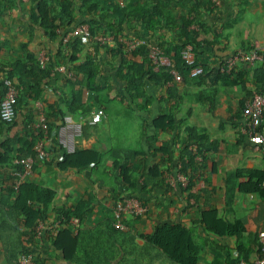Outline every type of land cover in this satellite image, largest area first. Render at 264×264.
<instances>
[{
    "label": "crops",
    "instance_id": "1",
    "mask_svg": "<svg viewBox=\"0 0 264 264\" xmlns=\"http://www.w3.org/2000/svg\"><path fill=\"white\" fill-rule=\"evenodd\" d=\"M34 7L37 5L33 0H0V80L4 82L0 86V103L5 94L7 71L15 64H20L19 68L24 71L23 64L30 53L39 59L42 54L48 56L55 46L47 40L40 23L33 22ZM193 7L198 10L199 31H204L199 40L205 45L207 56L213 60L224 58L222 62H228L237 52L255 50L260 57L253 62H244L251 66L264 64V0H222L213 11L205 8L204 0H190L184 5L178 3L175 12L179 24V15L195 14L191 10ZM202 24L205 25L203 29ZM139 28L142 29L140 25ZM191 28L198 30L194 26ZM163 33L171 31L164 28L158 31L159 37L164 36ZM94 47L87 42L72 62L61 58L63 62L56 64L51 79L39 78L42 94L38 95L34 90L29 94L22 88L17 126L9 128L0 118V143L9 140L16 148L20 147L17 137L23 122L32 120L37 125L51 123V133H57L58 142L67 152L96 148L102 156L96 165L64 170L57 164L34 160L36 169L27 179L54 188L57 196L35 235L28 236L31 231L22 227V223L13 233L12 228H0V264H20L22 240L34 256V264H164L167 254L149 243L146 237L158 224L167 221L180 222L192 230L201 246L199 264H238L241 260L254 263L262 253L259 232L264 229V186L256 192L241 188L257 181L264 172V152L257 149L246 132L248 117L243 112V107L256 92L254 77L251 75L247 85L234 87H224L222 81L204 84L208 90L206 95L201 94L203 87L178 83L179 140L174 147L176 131L159 134L154 123L162 108L170 104L161 88L147 83L148 95L155 96L149 111L139 119L132 114L125 116L121 101L127 95V84L117 75L120 58L111 59L107 52L99 50L95 62L99 77L95 79L102 85L109 79L111 86L99 91L86 88L85 75L80 70L85 66V57L95 51ZM221 70L224 72L223 68ZM26 80L36 85L33 78L27 77ZM214 88L220 100L212 107L209 97L205 96L207 93L211 95L210 90ZM160 98L162 101L157 100ZM70 100L74 102L72 106L81 112L70 113ZM101 101L109 105V109ZM99 104L103 108H99ZM125 105L127 107L128 102ZM100 109L105 112L101 121L90 123L94 112ZM61 112L65 113L64 117ZM67 117L70 122H66ZM187 128H194L193 138L206 139L208 149L205 153L195 155L197 144L189 139ZM132 131L136 132L133 136ZM260 131L264 135V120ZM158 135L159 139L154 140L153 137ZM117 139L122 140L120 147L112 144ZM134 142L138 144L136 149ZM165 142H172L168 152L157 151L166 145ZM182 153L187 159H198V165L201 163L200 174L194 177L189 191L183 189L188 180L179 172ZM154 162L160 164L161 175L156 178V184L152 182L145 187L142 185L143 176L151 175L149 167ZM127 166L135 178L130 185L122 183L123 170ZM133 181H136L135 186L131 183ZM128 200H137L146 210L140 215L129 213L123 217V227H115L117 204ZM79 203L87 207L86 217H73L67 225L75 233H80L79 247L68 260L64 249L55 243L57 228L65 227L55 209L71 208ZM207 210L216 211L215 218H211L212 228L202 223L201 213ZM11 220L16 223L19 219ZM9 251H14L15 259L9 256Z\"/></svg>",
    "mask_w": 264,
    "mask_h": 264
},
{
    "label": "trees",
    "instance_id": "2",
    "mask_svg": "<svg viewBox=\"0 0 264 264\" xmlns=\"http://www.w3.org/2000/svg\"><path fill=\"white\" fill-rule=\"evenodd\" d=\"M33 1L37 5L32 10L33 22L40 23L45 31L47 40L55 46L52 49L50 47L51 50L44 65L41 64L36 54L30 53L27 56V62L23 64L24 71L19 68L20 64H15L11 70L7 71V78L11 79L16 87L19 88L14 120L6 122L1 119L9 128L18 125L17 112L22 100V88L29 94L32 90L37 92L38 95L42 94L39 78L41 77L44 80L51 79L52 73L56 71V64L60 65L63 62L61 58L65 62H72L78 57L80 48L82 50L83 47L87 46V42L95 46V51L93 53L90 51L89 55L85 57V66L80 70L85 75L86 88L89 91H99L106 86H111L108 84L109 79L106 80L104 85L98 83L95 79V77H99L98 67L95 64L99 50L102 49L107 52L111 59L120 58L117 75L120 80L125 81L127 84V95L121 101L125 116L132 114L134 118L139 119L144 117L143 113L149 111L150 104L155 100L153 99L155 96L148 95L145 89L147 83L161 88L160 91L166 94L165 100L170 101V104L162 108V111L154 118V123L159 134H171L176 131L173 143L171 142L174 147H176L177 140H179V135L177 134V101L180 98L179 84L184 82V84L189 85L191 83V85L204 88V84L213 85L222 81L224 87H234L247 85L252 75L254 77L253 84L257 87L255 94H264L263 63L258 66H251L249 63L239 61L231 67L228 63L229 61L222 62L224 58L219 57L218 60H213L212 57L207 56V49L203 42L199 40V36L204 31H199L201 29L200 24L197 25L198 21H196V17L199 16L197 15L198 10H195L194 7L191 9L192 13H195L194 15L191 13L179 15L178 19L181 20V23L177 22V12H175L177 11V4H188L190 0H179L178 3L177 0ZM204 4L205 8L210 11L216 8L213 0H204ZM189 15L191 16L189 17ZM80 24L89 26L88 35L71 37L66 45H63V40L69 33L68 31L74 30ZM193 24L198 27V30L191 28ZM139 25L142 28L141 30ZM201 27L203 29L205 25L202 24ZM164 28L169 29L171 33H163L162 35L164 36L159 37L158 31ZM99 36L112 39L102 43L97 39ZM138 40H144L145 43L137 45L134 49H129V43ZM24 46L27 47V45ZM153 47H158L159 52L168 57L172 65L160 66L157 69V63L150 56ZM188 48L192 49L195 56L193 64L188 63L183 58V52ZM198 66L203 68V72L197 76H191L192 69ZM78 67L80 68V66ZM221 68L224 69V72ZM172 69H176L182 75L183 79L181 82L173 83ZM27 77L33 78L36 85L34 86L27 81ZM3 83L0 80V86ZM6 89L7 87H5L4 93ZM202 90L201 94L206 95L205 93L208 90L205 88ZM210 92L211 95L207 93L208 96L205 97H209L208 100L214 107L220 100L217 96L218 91L214 88ZM157 100L162 101V98ZM101 102L105 108L109 109V105L103 103V101ZM126 102H128L127 107L125 105ZM73 103V100L68 103L70 113L81 112L80 109L77 110L72 106ZM101 104L98 105L99 108H103ZM110 109L112 110L113 108ZM121 109L119 110L121 111ZM61 115L64 117L65 113L61 112ZM45 124H47L48 128H43V123L37 125L32 120L24 121L20 135L17 137V143L20 144L18 148L9 140L0 143V228H12L10 229L12 233L14 228L11 219L18 218L19 220L16 221V224L19 223L18 226H20L22 223V227L24 226L31 231L28 236L35 235L40 222L48 217L49 209L57 196L54 188L27 179V176L25 178L21 177L25 172V165L22 161L24 158H33V169H36V159L49 165L57 164L63 170L83 168L101 161V151L96 148L80 149L73 153L67 152L58 142L57 133H51V126L49 128L51 123L49 125L48 123ZM262 124L258 131H260ZM187 131L189 139H193L197 144V149L194 150L195 155L205 153L206 149H208L207 142H205L206 139L204 137L193 138L192 132L194 128H187ZM153 139L157 141L159 135L154 136ZM39 141L44 142L45 156H41L36 150ZM171 143L167 144L165 142L164 144L166 145L157 151H162L163 149L165 150L164 153H167V148H169ZM187 150L190 153L192 152L189 147ZM185 152L187 153V151ZM59 153L63 154L60 155ZM156 153L155 150L154 154ZM198 163L199 161L195 157L187 159L185 154H181L179 172L188 180L184 186L182 185L186 191L192 188L195 181H193L194 177L200 174L199 165L201 163L199 165ZM149 168L151 175H145L142 179V185L145 187L152 182L156 184V178L161 175L158 162L152 163ZM130 170L129 166L123 170L124 181L122 180V183L124 185H130L129 182L135 180L130 175ZM263 180L264 172L258 176L257 181L246 183L241 188L247 192H256L264 186L262 185ZM131 183L135 186L136 181ZM86 209L87 207L80 203L71 208L62 207L55 209V213H58L56 215L58 219L65 223L64 228L59 230L57 228L55 243L64 249L68 260L72 259L80 244V233H75L73 229L69 228V222L73 217H79L80 219L86 217ZM215 213V210H207L201 213L202 223L207 228L213 227L211 226V218H215ZM146 239L149 243H153L165 251L168 258L177 262V264H199L201 246L195 239L192 230L180 222H162L156 226L153 233L147 235ZM13 253L14 251L8 252L12 258H14ZM20 253L22 255L31 253L23 240ZM230 264H237V262Z\"/></svg>",
    "mask_w": 264,
    "mask_h": 264
},
{
    "label": "built area",
    "instance_id": "3",
    "mask_svg": "<svg viewBox=\"0 0 264 264\" xmlns=\"http://www.w3.org/2000/svg\"><path fill=\"white\" fill-rule=\"evenodd\" d=\"M216 4V7L221 4L222 0H213ZM195 28H198L197 26L193 25ZM89 33V26L87 24H80L77 26L74 30L69 32L66 37L63 40V45H66L68 40L71 37H82L84 35H88ZM99 41L106 42L107 40L110 41L112 38L110 37H103L99 36L97 37ZM144 40H138L134 42H130L129 49H134L139 44H144ZM45 54H42L39 57V60L41 64L44 65L45 61L47 60V56H44ZM151 57L154 58L155 62L157 63V69H159L160 66H170L172 65L171 60L162 55L161 52H159L158 47H153L151 49ZM260 56H258V52L253 50L251 53L247 52H237L236 55L232 57V59L228 62L231 67L234 66L239 61H250L253 62L256 59H258ZM183 58L190 64L194 63L195 56L192 52L191 48H188L183 52ZM264 58V56H262ZM64 68H60V70H63ZM203 72L202 67H194L191 71V74L196 76ZM172 74L174 76L173 83L181 82L182 81V75L176 70L172 69ZM171 83V82H170ZM169 83V84H170ZM5 86L7 87L4 97L1 100L0 103V117L2 120L6 122H11L14 120V117L16 115V99L18 94V89L16 85L12 82L11 79L7 78L5 80ZM264 94L258 93L253 95V97L245 104L243 107L244 114L248 117V121L246 123V132L250 135L251 141L256 145L257 149L264 152V135L258 131L260 128L262 121L264 120ZM103 110H98L97 112H94L90 123H97L101 121L103 117ZM70 118H66V122H70ZM70 125V124H69ZM44 128H48L47 124H43ZM44 142L39 141L38 145L36 147L37 152L40 153L41 156H45L46 152L43 149ZM23 163L25 165V172L21 175L22 178H25L29 174L33 173V158L28 157L24 158ZM264 185V180H263ZM126 201V200H125ZM124 202H118L116 210H115V227L122 228L123 227V217H126L129 213H134L135 215H140L143 211L145 212L146 208H143L137 200H128L127 203ZM259 241L261 245V256L256 259L254 263H250L246 260H241L238 264H264V229L259 232ZM21 264H34V259L31 254H24L21 256L20 259Z\"/></svg>",
    "mask_w": 264,
    "mask_h": 264
},
{
    "label": "rangeland",
    "instance_id": "4",
    "mask_svg": "<svg viewBox=\"0 0 264 264\" xmlns=\"http://www.w3.org/2000/svg\"><path fill=\"white\" fill-rule=\"evenodd\" d=\"M264 43V42H263ZM134 124H136V122H134ZM136 130V129H135ZM137 130H139V129H137ZM136 130V131H137ZM135 134H136V132H135ZM134 134V132L132 131V136L133 135H135ZM140 141V140H139ZM135 142H138V141H135ZM134 142V144L135 145H137L136 147H135V149L138 147V144L137 143H135ZM112 144L113 145H115L116 147H120L121 146V144H122V140H120V139H117L116 140V142H115V144H114V142H112ZM140 145H141V143H140ZM142 146V145H141ZM126 148H129L128 146L126 147ZM130 149V148H129ZM128 151V150H127ZM130 151V150H129ZM102 164L104 165L105 164V162H102ZM14 223V224H13ZM12 224H13V227H14V230H17L18 229V224H16L15 222H13ZM4 238V237H3ZM4 239H7V238H4ZM167 258V262H166V259H165V261H164V264H174V262L170 259V258H168V257H166Z\"/></svg>",
    "mask_w": 264,
    "mask_h": 264
}]
</instances>
